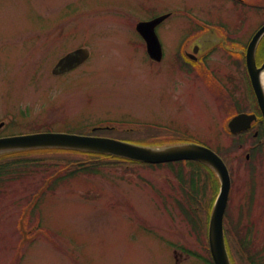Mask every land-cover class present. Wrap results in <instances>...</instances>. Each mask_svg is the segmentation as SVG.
Here are the masks:
<instances>
[{
	"label": "rangeland",
	"instance_id": "1",
	"mask_svg": "<svg viewBox=\"0 0 264 264\" xmlns=\"http://www.w3.org/2000/svg\"><path fill=\"white\" fill-rule=\"evenodd\" d=\"M164 14L157 32L165 55L156 62L136 26ZM263 24L264 0H0V137L129 121L176 133L141 130L133 141L206 143L233 180L225 220L232 259L264 264V143L254 131H227L235 114L260 112L245 51ZM222 30L232 51L213 50L207 74L180 64L183 48L203 35L214 44ZM81 46L90 59L54 75L58 59ZM257 51L260 65L264 36ZM16 159L28 166L0 178V264L210 262L221 183L207 166L71 151Z\"/></svg>",
	"mask_w": 264,
	"mask_h": 264
},
{
	"label": "water",
	"instance_id": "2",
	"mask_svg": "<svg viewBox=\"0 0 264 264\" xmlns=\"http://www.w3.org/2000/svg\"><path fill=\"white\" fill-rule=\"evenodd\" d=\"M167 16L168 14L162 15L150 21L139 22L137 25V29L147 41L150 55L157 60L162 59L163 51L155 29ZM263 35L264 25L254 34L248 45L246 65L264 117V86L261 78L264 63L258 66L256 60L257 47ZM88 56V49H78L62 58L54 71L69 70L86 60ZM255 117V114L240 113L230 121L229 127L232 132L247 129ZM46 147L109 153L147 163L197 160L207 164L217 173L221 181L220 193L209 223L210 251L215 264H232L224 233V215L232 185L231 174L223 158L210 147L197 143L149 146L115 138L66 132H39L0 138V153Z\"/></svg>",
	"mask_w": 264,
	"mask_h": 264
},
{
	"label": "trees",
	"instance_id": "3",
	"mask_svg": "<svg viewBox=\"0 0 264 264\" xmlns=\"http://www.w3.org/2000/svg\"><path fill=\"white\" fill-rule=\"evenodd\" d=\"M124 133H119L120 137L127 138V136ZM131 134V133H128ZM45 151H71V152H80V153H87L93 156H100L105 159H117V160H124L123 158L113 156L110 154H99L95 152H85V151H79V150H67V149H51V148H43V149H35V150H27V151H19V152H12V153H5L0 155V161L5 159H14L12 162L8 163H0V178L6 177V175H12L17 174V171L28 166V160L23 159H16L17 157H24L26 155L32 154V153H38V152H45ZM16 157V158H15ZM32 163V162H31ZM199 163V162H198ZM209 168V167H208ZM210 169V168H209ZM211 170V169H210ZM212 171V170H211ZM57 177V176H56ZM193 182H196V180L193 179ZM195 191L197 189H194Z\"/></svg>",
	"mask_w": 264,
	"mask_h": 264
},
{
	"label": "flooded vegetation",
	"instance_id": "4",
	"mask_svg": "<svg viewBox=\"0 0 264 264\" xmlns=\"http://www.w3.org/2000/svg\"><path fill=\"white\" fill-rule=\"evenodd\" d=\"M205 41H208V40H205ZM205 48H206V46H205ZM204 48V45H200V47H198L197 49V51H196V55H192V54H190L191 52H186V54H185V56L186 57H189L190 56V58H193V59H195V60H197L200 56H202V58L204 59V58H206L207 56H206V54H208L205 50ZM194 48H192V50H193ZM205 49V50H204ZM204 52H206V53H204ZM190 64V65H194V63L193 62H191V61H185V62H180V64ZM81 66V65H80ZM80 66H75L74 68H72V69H70V70H65V71H62V72H60V71H58L57 73H59V75H62V74H65V73H68V72H70V71H72V70H74V69H76V68H78V67H80ZM194 67V66H193ZM201 69H204L205 70V68L204 67H200V70ZM202 71V70H201ZM206 72H207V69L205 70ZM203 72V71H202ZM204 77V76H203ZM259 111H260V109H259ZM258 113V112H257ZM251 131H254V137L256 138V139H258L259 140V142L257 143V144H262V143H264V138L262 137V136H264L263 135V133H264V119H263V117H262V114H261V111L257 114V118H256V120L252 123V126H251V128L250 129H248V130H246V131H242V133L241 134H247V133H250ZM263 148H264V146H263ZM250 156H251V154H248L247 155V158L248 159H250ZM208 264H212L211 262H209Z\"/></svg>",
	"mask_w": 264,
	"mask_h": 264
},
{
	"label": "bare ground",
	"instance_id": "5",
	"mask_svg": "<svg viewBox=\"0 0 264 264\" xmlns=\"http://www.w3.org/2000/svg\"><path fill=\"white\" fill-rule=\"evenodd\" d=\"M261 78H262V82H263V86H264V71H263V73L261 75Z\"/></svg>",
	"mask_w": 264,
	"mask_h": 264
}]
</instances>
